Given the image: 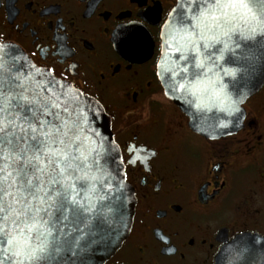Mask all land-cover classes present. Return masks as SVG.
Wrapping results in <instances>:
<instances>
[{
	"label": "flooded vegetation",
	"instance_id": "af4514ba",
	"mask_svg": "<svg viewBox=\"0 0 264 264\" xmlns=\"http://www.w3.org/2000/svg\"><path fill=\"white\" fill-rule=\"evenodd\" d=\"M176 0H0V39L67 79L108 114L135 203L103 264H222L264 247V84L239 127L208 139L164 94L160 34ZM129 148L132 151H129ZM149 156L147 167L128 163ZM252 241L237 244L238 236ZM250 246L252 252L243 253Z\"/></svg>",
	"mask_w": 264,
	"mask_h": 264
},
{
	"label": "snow or ice",
	"instance_id": "6c2138e0",
	"mask_svg": "<svg viewBox=\"0 0 264 264\" xmlns=\"http://www.w3.org/2000/svg\"><path fill=\"white\" fill-rule=\"evenodd\" d=\"M170 15L180 35L173 26L167 33L173 42L166 39L164 47H174L185 66L179 79L191 66L189 84L178 85L189 95L196 96L205 60H224L245 74L257 52L264 62V0H180ZM53 71L30 64L0 39V264H90L91 254L107 249L116 223L128 227L122 164L113 156L118 149L93 124L102 108ZM166 71L178 75L176 67ZM174 87L170 82L168 90ZM226 89L219 84L218 100L228 99ZM220 110L240 112L235 103ZM155 155L128 163L139 159L150 171L147 160ZM250 252L245 246L241 255ZM241 264H264V247Z\"/></svg>",
	"mask_w": 264,
	"mask_h": 264
},
{
	"label": "water",
	"instance_id": "95a60500",
	"mask_svg": "<svg viewBox=\"0 0 264 264\" xmlns=\"http://www.w3.org/2000/svg\"><path fill=\"white\" fill-rule=\"evenodd\" d=\"M180 0H176L175 5L169 12L166 21L163 24L160 39H161V49L160 57L157 63L158 75L161 80V84L164 89V94L167 98L172 100L182 112L189 119L190 128L199 133L200 135L208 138V136L218 137L224 135L225 132H233L240 125V120H236L237 116L242 113V104L245 100L253 95L259 90V88L264 84V62H262L258 57L253 62V68L249 70L248 74L241 72L238 66L232 63H225L224 60L216 61L215 64L205 60V67L203 69H198L200 73L196 78L198 81V89L196 96L189 95L188 90H181L178 85L184 84L188 85L191 77V66H188V71L185 73V79H179V72L184 69L182 62L175 60V48L169 47L165 49L164 44L167 39L168 43L171 45L173 42V37L167 35L169 30L175 26L177 29L174 36H179V25H173L169 22L173 20V16L170 15L174 10L178 8ZM10 44V43H8ZM17 49V54H22L30 64L35 65L30 57L18 46L10 44ZM36 66V65H35ZM37 67V66H36ZM169 67H176L178 75L176 77H170L166 69ZM39 68V67H37ZM41 70H44L40 68ZM225 70H230L235 72V76H226L224 74ZM243 77V78H242ZM170 82H174L176 87L174 90L169 91L168 85ZM224 83L227 85L228 99L220 97L223 103L217 99L216 94L219 91V84ZM243 94V95H241ZM91 97V96H89ZM93 100L97 101L95 98L91 97ZM192 100L193 103H189ZM198 100H203V103L199 108L196 107ZM99 102V101H98ZM235 105L240 109V112H233L232 115L228 114V111H221V108L228 109ZM102 111H98L95 120L93 121L95 130L98 131L101 136L110 138L118 151L113 153L115 157L116 164H122L120 169L121 175L124 177L122 184L124 185V196L126 200L123 206V212L127 218L128 227L124 228L119 223L115 224L116 231L112 233L111 239L107 242L108 246L106 250H98L94 254L90 255V264H103L107 258H109L115 250L121 245L122 241L126 238L132 224L133 214H134V203L135 198L133 191L129 184L125 180L123 163L121 161L120 150L113 138L111 131V123L108 114L105 112L102 104L99 102ZM227 125V128H218L215 125ZM115 166V165H113ZM117 233H119V238L117 239ZM234 241L237 244H246L247 241H252L249 235L238 236ZM231 251L230 246L224 249L217 258V264H222L224 260L230 259Z\"/></svg>",
	"mask_w": 264,
	"mask_h": 264
}]
</instances>
